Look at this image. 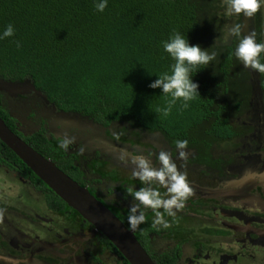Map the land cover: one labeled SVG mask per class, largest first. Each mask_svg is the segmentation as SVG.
I'll return each instance as SVG.
<instances>
[{
	"label": "flooded vegetation",
	"instance_id": "af4514ba",
	"mask_svg": "<svg viewBox=\"0 0 264 264\" xmlns=\"http://www.w3.org/2000/svg\"><path fill=\"white\" fill-rule=\"evenodd\" d=\"M247 21L253 28L254 20ZM249 72V96L238 105H228L221 113L229 132L225 137L212 132L202 138L206 134L197 131L177 138L120 123L104 126L84 115L57 111L42 95L33 92L41 98L39 109L34 99L22 96L25 90L30 91L22 81H5L7 88L0 90L8 93L6 97L0 92V108L8 115L7 121L1 119L28 145L27 137L41 130L55 139L64 156L51 158L54 163L70 159L71 169L57 166L88 188L129 230L133 193L146 186L133 176L131 157L143 155L159 167V152H169L178 170L186 175L193 194L175 218L164 214L172 227H153L155 215L148 209L146 222L131 230L155 264L159 263L156 257L163 254L175 257L174 264H264V74ZM9 99L19 106L28 104L31 110L24 117L21 109L12 112L5 105ZM22 117L31 128L23 126ZM77 126L102 135V148L92 154L79 150L66 136L77 133ZM66 139L70 141L67 149L61 147ZM178 140L188 142L186 160L179 158ZM113 144L119 153L116 157L109 156L104 147ZM125 153L128 155L122 160ZM81 154L84 165H75ZM84 175L91 176L90 181ZM0 180L8 187L15 185V198H22V203L12 198L3 203L5 199L0 197V209L4 210L0 221V264H123L124 258L115 247L74 209L66 204L56 210L49 208L44 199L47 190L36 188L30 178L22 176L21 168L0 161ZM153 187L162 195L166 193L159 185Z\"/></svg>",
	"mask_w": 264,
	"mask_h": 264
},
{
	"label": "trees",
	"instance_id": "16d2710c",
	"mask_svg": "<svg viewBox=\"0 0 264 264\" xmlns=\"http://www.w3.org/2000/svg\"><path fill=\"white\" fill-rule=\"evenodd\" d=\"M100 2L0 0V37L9 24L14 28L13 36L0 39V79L26 82L57 111L84 115L104 126L120 123L177 138L197 131L229 135L221 113L246 100L249 71H255L243 67L235 49L252 31L264 43L263 2L248 29L243 15H226L223 0H107L99 12L95 5ZM236 23L242 25L240 38L228 35ZM174 33L216 58L193 72L199 96L187 108L177 100L164 116L171 96L149 84L172 73L175 61L163 45ZM260 61L264 63V53ZM0 117L7 121L1 108ZM26 141L44 157L63 159V150L43 130ZM60 159L62 170L71 169L70 159ZM0 161L21 168L36 188L47 190L49 208L65 204L1 141ZM156 258L158 264L175 260L167 254ZM122 263L128 264L125 259Z\"/></svg>",
	"mask_w": 264,
	"mask_h": 264
},
{
	"label": "clouds",
	"instance_id": "9594fccd",
	"mask_svg": "<svg viewBox=\"0 0 264 264\" xmlns=\"http://www.w3.org/2000/svg\"><path fill=\"white\" fill-rule=\"evenodd\" d=\"M223 2L226 5L227 16L243 15L246 19H254L262 7V0H223ZM95 7L97 11L103 12L107 7V0H101ZM241 29L242 25L233 24L228 28V35L240 38ZM13 35L14 28L9 24L0 39ZM256 36V32L252 31L240 38L235 49V56L242 62L244 68L264 74V63L260 61V56L264 53V43H258ZM17 46H20L19 42H17ZM163 47L175 61L172 73L161 74L153 83L149 84V87L162 89V94L171 96L168 107L162 110L163 115L167 116L177 100H182V107L187 108L188 102L199 96V85L192 81L193 72L201 67L206 68L205 66L215 60L216 54H209L199 45H190L185 36L180 33H174ZM69 143L70 141L66 139L61 147L67 149ZM187 147V140L176 141L180 159H187V154L184 151ZM127 155L125 153L121 159H125ZM158 160L160 166L156 167L143 155L131 157V164L134 165L133 176L146 185L133 193L134 203L129 208L128 216L129 227L132 231L137 230L141 224L146 222L145 212L148 209H151L155 215V219L152 221L153 227L160 226L164 229L172 227V223L165 219L164 214L175 218L177 213L184 209L185 202L193 194L186 175L178 170L169 152L160 151ZM154 184L165 188L166 193L162 195L156 187H153ZM128 191L129 193L133 192L131 188ZM160 209H163V212ZM3 216L4 210L0 209V221L3 220Z\"/></svg>",
	"mask_w": 264,
	"mask_h": 264
},
{
	"label": "water",
	"instance_id": "95a60500",
	"mask_svg": "<svg viewBox=\"0 0 264 264\" xmlns=\"http://www.w3.org/2000/svg\"><path fill=\"white\" fill-rule=\"evenodd\" d=\"M6 88L5 81L0 80V89ZM0 141L59 199L94 226L128 264H155L137 241L133 232L92 195L88 188L78 184L59 169L52 159L42 156L14 134L1 118Z\"/></svg>",
	"mask_w": 264,
	"mask_h": 264
},
{
	"label": "rangeland",
	"instance_id": "374dc122",
	"mask_svg": "<svg viewBox=\"0 0 264 264\" xmlns=\"http://www.w3.org/2000/svg\"><path fill=\"white\" fill-rule=\"evenodd\" d=\"M263 4H264V0H262ZM264 7V6H263ZM226 11V10H225ZM263 13H264V9H263ZM246 29H248L249 27V23L248 21L246 20ZM2 90V89H0ZM0 92H3V94L7 97L8 93H6L5 91H0ZM25 95H22L24 96V98H26L27 100L28 99H34L35 100V103L38 104V108L39 109H42L41 108V98L39 96H35L33 95V91H29V90H25ZM5 105L7 106L6 108H8L9 110H11L12 112H16V111H19V109H21L22 111V115L23 117L25 116V113H28L29 110H31V107L28 106V104H22V105H17L15 104L11 99H9V102L8 103H5ZM35 109L37 108L36 105L34 106ZM37 108V113H40V110H38ZM44 115L48 116L49 114L46 112L44 113ZM23 117H22V124L23 126L26 128H31V124L29 123V121H26V120H23ZM78 132L76 133H72V134H67V138L69 140H72L77 148L81 151H86L88 153H93V151L95 150H98L99 148H102V142L104 143V137L100 134H97V132L95 130H92L90 129L89 127H86V126H81V127H78ZM65 130H68L69 128H64ZM68 133V132H66ZM207 135H202V138H206ZM208 136H211V135H208ZM204 141V140H203ZM83 146H86L87 149H83ZM107 148V152L109 153V156H112V157H116L119 155V153H117L118 150H115V146L114 144L112 145V147L109 145V146H104ZM85 154V153H84ZM98 156V154H97ZM80 158L78 159V156L76 158V161L74 162L75 165H78L80 164V166L84 165V162H83V155L81 154L79 156ZM114 161H119L118 158H115ZM96 176V175H94ZM85 179L87 181H90L91 179V176H87V175H84ZM8 183L6 182H3L0 180V197L2 196L5 200H3V203H5L6 201H9L11 200V198L13 199V201H18V202H21L22 203V198H15L16 197V194H15V189L12 187V186H15L13 184H11V186L9 185V187L7 186ZM29 191H31L32 193L35 194V191L32 189V187H29ZM36 194L37 195H41V193L39 191H36ZM1 199V198H0ZM2 200V199H1ZM107 264H111V262L109 261Z\"/></svg>",
	"mask_w": 264,
	"mask_h": 264
}]
</instances>
